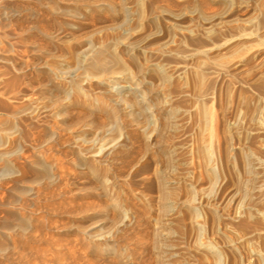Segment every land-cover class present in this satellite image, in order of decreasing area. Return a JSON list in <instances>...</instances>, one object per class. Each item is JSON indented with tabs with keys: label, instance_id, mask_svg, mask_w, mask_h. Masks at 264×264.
Here are the masks:
<instances>
[{
	"label": "rangeland",
	"instance_id": "rangeland-1",
	"mask_svg": "<svg viewBox=\"0 0 264 264\" xmlns=\"http://www.w3.org/2000/svg\"><path fill=\"white\" fill-rule=\"evenodd\" d=\"M2 1L10 0H0V2ZM209 3L212 5L210 6ZM208 5L210 8H208ZM222 8L219 3L216 4V2L209 1L204 7L205 12H208L207 14L209 15L219 12ZM210 9L211 11H209ZM214 10L216 11L214 12ZM211 12L212 14H210ZM228 12L220 21L218 17H213L214 19H211L210 22H204L199 19H195V22H187V24L193 26L197 25L195 28H199L197 30L201 33L207 27H212L210 29L212 31L211 35L201 40L200 44H195L197 48L193 45L195 51L193 48H191L193 51L190 49L191 45L186 44V47L184 44L187 50L184 48L183 54H177L183 61L176 57L177 59L174 58L166 62L169 67L172 64H179L183 67L176 85L184 91L182 94L185 95L176 106L178 109L176 117L178 118L179 116L178 119L181 121L179 122L176 119L178 122L176 121L175 129L177 127L178 129L177 131L174 129L167 132L172 140L167 138V143L165 141L164 143L168 145H161L163 148L168 147L166 149L170 157L169 160H171L168 163H166L167 160L165 159L166 150L164 151L163 148V150L161 148L158 150L159 147L151 146L153 142V139H151L153 137L152 132H145L142 128L139 129L135 123L127 120V116H123V120H126H124L125 122L123 121V124L128 121L129 126L127 125V129L128 132L132 133H127V129L124 127L126 135L130 136V138L127 136V139L132 142L131 144L130 142L128 143V140L126 142V162L124 156V159L123 157L121 159L118 158L119 161L122 160L124 162L120 161L121 165L118 159V163L114 160L112 164L115 165V169L112 164V166H107L105 162L102 163L106 166L105 169L107 168V171L108 167H110V171L107 172L105 170V174L108 175H105V178H107L109 188L106 187L104 189L98 184L95 185L96 183L86 180L87 172L80 171V169L77 171L78 168L74 164H70L72 155L68 146L62 143H69L73 137L72 134L67 133L70 129L68 130L61 125L58 119L53 118L56 121L53 122L51 120L52 117L43 119V116H40V118L38 117V122H34V125L36 124L35 128L34 125L33 127L31 125L28 126L30 128L27 127L29 133L25 131L26 136L20 137L23 139H20L21 144L24 143V145H21L23 149L19 153L20 158L18 156L17 160V158L13 157L12 160L21 163L23 160L20 159H22L24 154V156H30L37 152H42L48 161H52L53 158H55L53 161H56L57 158L58 165L57 162H54V171L56 169L55 172L57 174L61 171V175L56 181L57 183L60 182L61 185L60 183H56L57 186L54 183L53 186L52 184H49L50 186L32 184L33 192H36V195H31L33 197L31 198L30 196L28 199L29 195H26V193L23 194L16 190L15 195V190L12 191L13 193L8 192L10 188L14 187L10 177L0 178V200H2L0 201V208L3 210H0V214L3 212L0 215L2 216L0 217V224H2L3 219L8 220L9 215L5 214L7 208L17 212L21 211L18 212L19 217H31L30 221L32 224H30L32 226L31 229H29L30 227L28 228L30 231L25 230V232L14 229L15 227H12V225L9 229H12L13 232L2 227L3 230H0V236L6 229V232H9L7 235L0 237V243L3 237L5 241L2 239V242H4L1 243L2 246L9 248L5 250V256L0 253L1 264H264V168H262L264 167V0H232V5ZM62 17L61 15L53 16L58 22L61 20L63 32L66 34L67 29L62 23L66 17ZM13 20L10 19V23L14 24L15 22L18 25ZM9 21H3L0 24V38L3 39H0V55L2 57H8V54L11 55L9 60L0 59V85L2 80L8 79L7 77L10 78L12 74L14 76L19 75V73L14 74L16 71L19 72L16 67V62H19L18 59L32 66V63L29 62H33L32 58L35 56L34 51L28 48L29 44H26V40L22 41L25 33L15 24L10 25ZM89 23V21L85 23L78 33L82 34L88 31L91 24ZM61 34L64 37V34L60 32ZM63 37L60 36L62 38L60 39L58 35V40L55 39L58 47L57 50H54V56H59L58 52L59 54L61 53L62 43H66L65 39H69L66 36L63 39ZM17 40H20L21 44ZM4 41L8 42L5 43ZM203 43L205 44L202 45ZM11 44H14L12 49L10 48ZM173 45L175 44L173 43ZM3 47L10 48V50ZM1 49H4V51L2 50L3 53ZM20 51L25 55L22 56ZM16 53L19 56L21 54L23 58H19ZM12 54H14L13 58ZM52 57H47V62L54 60L55 57L53 59ZM13 59H16V61ZM28 59L31 60L29 61ZM57 59L60 58L56 57L55 60ZM12 61L15 62V67ZM10 67H12V71H10ZM13 68H15L14 72ZM29 69L23 73V75L27 72L28 74L22 76L26 83L32 76L29 74L34 73V71H31L32 69ZM196 74L198 75L196 76ZM25 77H28V79ZM21 79L19 82L21 81L20 84L22 86ZM3 87L2 83L0 86V94L2 93L0 95L2 96V99L0 97V117L6 113L9 105L13 104L11 102H14V100L10 101L9 99L6 102V94L3 95L4 92L1 90ZM34 91H37L36 87L32 91V95ZM11 95L12 93H9V97ZM37 95H39L38 91L34 94V98L35 96L38 97ZM41 96L40 94V97H38L40 99V101L38 100V103L40 102L39 105L48 101L47 97H45L46 95ZM257 96L261 105L259 106L256 119L249 122L248 114L251 113L254 99ZM42 98H45V101ZM19 100L21 101V99H18L16 102ZM4 103L9 105H3ZM4 107H7L6 110ZM41 120L49 122L47 124L50 129L57 131V136L49 143H43L40 148L38 147V150L37 145H41L42 138L40 137L43 136ZM39 121L41 122L39 123ZM37 124L40 128L39 126L37 127ZM57 127H62L60 131L64 132L60 133ZM38 128L42 133L40 135ZM30 129L33 130L30 131ZM245 130H248L250 135L247 138L248 140L244 142L242 135ZM146 133L150 136L146 137ZM30 137L34 140L30 139L28 141ZM165 137L168 136L165 135ZM26 139L28 140L26 141ZM56 139L57 145L54 143ZM49 144L57 146V149ZM32 147L34 152L31 149ZM42 147H44L45 152L47 150L50 154L53 151L55 153L52 152L54 156L51 154L53 156L51 157L48 153L46 157L45 154L47 152L44 153ZM60 149L61 151H59ZM65 149L67 150L66 152ZM247 150L251 156L261 161L262 166L260 164V167L257 166V169L255 168L256 182L249 183L250 187L246 185L242 188L240 187L242 186L241 183L245 182L248 177L243 160V154ZM57 153L63 154L58 155ZM65 155L71 156L66 158ZM68 161L70 162L68 163ZM165 163L169 165L167 166ZM16 165L19 164L16 163ZM118 165L120 169L117 168ZM21 167L22 164H20V167L18 166L20 171L17 178L19 177L26 181L22 184L18 183V188H26L30 183H27L30 179V171L22 167L23 171ZM58 167L60 170L57 169ZM115 170L118 179L115 175L116 173H114ZM159 174H162L164 178L166 177V190L170 186L167 192L169 191V197L172 198L169 199L170 203L168 201L169 204L167 206L163 205L160 199V189L158 182L156 183L158 180L156 177ZM75 176H78V178H75ZM111 177L115 179L116 184H118L117 187ZM71 179L74 180L72 181ZM80 181L85 183L83 182V184ZM88 181L90 183H87ZM70 182L72 183L71 185ZM80 183L84 186L80 185ZM109 183H113L110 184L111 187ZM76 185L82 187L79 189ZM7 186L8 190H5ZM47 187H50L49 190ZM107 189L109 190L107 191ZM112 189L113 191H111ZM247 189H249V192H247ZM91 190L94 191L92 192ZM105 190L106 192H104ZM5 191L10 195L12 194L10 201L12 200L13 205L9 204L8 206L4 202L8 201L10 197L6 195ZM110 193L114 199L110 197ZM26 196L28 200H31L29 201L30 203L32 202L31 204L28 200L25 202ZM105 196L106 198L109 197L108 200L104 198ZM119 207L120 209H118ZM26 209L27 212L25 211ZM103 209L107 215H104V212H99L103 211ZM75 210H77V213ZM92 213L93 215H91ZM116 226H119V228ZM87 229L89 230L86 232ZM24 233L27 235L25 234L24 236ZM15 235L16 237H14ZM90 236L92 239L89 238ZM99 236L102 237L100 238ZM113 238L116 239L114 240ZM90 241L91 243H89ZM93 243L97 246L92 245ZM108 243L114 244L107 245ZM13 245L14 247L17 245L15 250H13ZM7 252H10V255ZM119 259L122 261L120 262Z\"/></svg>",
	"mask_w": 264,
	"mask_h": 264
},
{
	"label": "bare ground",
	"instance_id": "bare-ground-1",
	"mask_svg": "<svg viewBox=\"0 0 264 264\" xmlns=\"http://www.w3.org/2000/svg\"><path fill=\"white\" fill-rule=\"evenodd\" d=\"M13 1L10 0V1L0 2V24H2L3 21H6V20L9 21L10 19L12 20L14 19L18 24L16 25V23L14 22L15 26L20 27L22 32L25 33V35L22 37V41L26 40L25 41L26 44L27 45L29 44L28 48L34 51L33 53L35 56L34 58H32L33 62L30 61L31 59L30 60L28 59L30 61L29 63H32V66L18 59L19 62H16L17 63L16 67H17V70H19V72L18 71L14 72L15 68H13V72L14 74L19 73V75L14 76L11 73L12 76H10L11 75L10 74L9 75L10 78L7 77L8 79H4V81L2 80L3 82L1 81V85L3 83V86H4L1 90H3L4 92L3 95L6 94V102H8L7 101L8 99L10 101L14 100V102L13 101L11 102L14 105L13 104L9 105L8 103H6L9 105V107L8 108L4 107V108L5 110L6 108L8 110L6 111L4 115L2 114L3 115L2 117H0V178L10 177V179H12V182L8 180L7 181L11 182L12 186L14 187L12 186H11L12 188L9 187L10 191L8 192H12L13 190H15L14 191L15 195H16V190L23 194L26 193V195H29L28 199L31 195H36L35 194L36 192H33L34 190H33L32 184H36V185L39 184V186L41 184H46L45 186L47 185L50 186L49 184H52L53 186V183H54V185L57 186V184L60 183V182L57 183L56 181H58L59 175H61L60 173L61 171L59 172L60 174L59 173L57 174L55 172L56 169L54 171V162L58 161L57 158H56V161H53L55 160V158L53 159L50 158L52 159L53 161L52 162L51 160L48 161L43 156L44 154L42 152H37L33 154L30 153L32 154L30 156H24L25 154L23 152L24 155L22 154L23 157L22 159H20V160H23L22 162L20 161L21 163H18L17 161L15 162L14 160H12L13 157L17 158L19 156L20 151L23 149L21 145L22 144L24 145V143L21 144L20 137L26 136L25 131H27L26 133H29L27 130V127L30 125L33 127L34 122L35 123L38 122V117L40 118V116H43V119L47 117L49 118L52 117L51 120H53V122H56L54 121L53 118L58 119V122H60L61 125H63L66 129L71 130V132H69L70 131L69 130L67 133L72 134V137H73L72 141L69 142L67 139L69 143L67 144L62 143L63 145L68 146L70 154L72 155L71 159L73 163L71 162L70 164L71 165L74 164L78 168L77 171L80 169V171L83 170L84 172H87L88 176H86L85 179L89 180L90 182H94V184L96 183L95 185L98 184L100 187L104 189H106V187L109 188V186L107 184V180H106L107 178H105L106 176H108L105 174V170L107 171V168L105 169L106 166L103 165L102 163L105 162L107 166H112L113 165L112 163H114V160H116V163H118L117 162L118 158L121 159L123 156L124 157L126 156L125 155L127 151L126 142L127 140H128V143L130 142V144L132 142L130 139H127L128 137L130 138V136L126 135V132L129 134L131 133L130 131L128 132V129H127V125L129 126V122H128L129 120L131 123L132 122L135 123V125L139 127V129L142 128L145 132L147 131L152 132L153 137H151V139H153V142L151 140L152 142L151 146L155 145L156 147H159L158 150L160 148L162 149L163 147H161V145L165 144L164 141L166 142L170 138L169 137L170 134L167 132L174 130L176 123L179 121L178 119L179 116L178 118L176 117V113H178L177 112L178 109L176 106L178 105L181 98H184L185 96L182 94L184 91L182 89H179L178 86L176 85L177 79L181 75L180 73L183 67L179 64L178 65L172 64L171 67H169L168 65H166V62H169L170 60L176 57L179 58L177 54L184 52V50L186 49L185 48L186 44H189L192 46L190 47V49L191 48L194 49V47L199 42H201V40H204L211 35L212 31L210 29L212 27L211 28L207 27L205 31L201 33L200 31L197 30L199 28L197 29L195 28V26L197 27V25L193 26V25L187 24V22L189 23L195 22V19H199L204 22H210L211 19H214L215 17H218L220 21V19L225 14H227L228 10L230 9L232 5V0H207V1L206 0H17L14 2ZM208 1L216 2V4L219 3L221 7L223 8L219 10V12L214 13L213 15H209L207 14L208 12L206 13L204 9ZM210 6L208 8H210ZM209 11H211V9ZM215 11L216 10H214V12ZM210 14H212V12ZM54 15L55 16L61 15V17L62 16L66 17V19L62 22L63 25H65V28L67 29L66 34H64L63 32L64 30L62 29V24L60 22L61 20L59 22L57 21V19L55 20L53 18ZM88 21L91 23V24L89 23L90 29L88 28L89 27L88 26L87 27V29H89L88 31L82 34L78 33L82 29L84 24L87 23ZM10 22L11 21H9V23ZM14 24L10 23V25H14ZM201 26L203 25L201 24ZM60 32L64 34V37L65 36L66 38L69 37V39L68 38H67L68 40L65 39L66 43L64 42L62 43L63 46H61V50L59 49L61 53L59 54L58 52L59 56H54V50L55 49L57 50V47H58L55 41L58 40L57 38L58 35H59V38L60 36L63 37L62 34L60 35ZM10 39H13V38H10ZM4 42L7 43L8 41H4ZM173 43L175 45H173ZM19 44H21V41L19 42ZM204 44L205 43H203L202 45ZM2 45H3V42H2ZM4 45H7V44H4ZM11 45L12 46L10 48L12 49L14 44H11ZM3 48L10 50V48H5V47ZM4 49H1V51L2 50L4 51ZM20 53L22 52L20 51ZM13 55L14 54H12V58H13ZM16 55L19 56V54L17 53ZM23 55L25 54L22 53V56ZM184 55L186 56V54ZM10 56L11 55L9 54H8V57H5V56L2 57V55H0V59L9 60ZM20 56L19 58L22 59L23 57L22 56L20 57ZM51 56L55 57L54 60L47 62V57L49 58ZM56 57L60 59L55 60ZM179 59L180 61H183L181 57ZM14 61H16V59ZM14 61H12V63ZM177 63H182V62H177ZM14 67H15V62H14ZM10 68H11L10 71H12V67ZM29 68L32 69L31 71H34V73L32 72L34 76L32 73L29 74L32 76L26 83L22 76H25V74L26 75L28 74L27 72L23 75V73ZM197 75L198 74H196V76ZM28 77H25V78L28 79ZM20 79L22 80V83H23L22 86L20 84L21 81L19 82ZM35 87L37 88V91L39 92V95L37 96L40 97V94L42 95L41 97L46 95L45 97H47L48 101H45V98H42L43 101L45 102H42V104L39 105L40 102L38 103V100L40 101V99H38V97L36 96L34 98V94L37 91L36 92L34 91L35 93L33 92V95H32V91L34 90ZM9 93H12L11 97H9ZM0 95H2V93ZM0 97L2 99V96ZM18 99H21V101L19 100L20 102L18 101L19 103L16 102ZM6 104L4 103L3 105H6ZM260 105L261 104L259 103V98L257 96L254 99L253 108L251 110V113L249 112L250 114H248L249 122L254 121L256 119ZM123 116H127L129 118V119L127 118L128 124L126 122L125 123L126 125L123 124L126 121L125 119H124L125 121L123 120L124 118ZM97 119L98 120L100 119L101 121L99 120L98 122ZM176 119H178V121ZM41 121H39V123L41 122L40 124L42 127L41 128L42 131L39 129L40 128V126L38 125L39 123L37 124V127L39 126L38 131L40 130L43 133V136L41 135L42 137H40L42 138L41 140L42 143L41 145L39 144L37 145L36 143H33L34 145H37V148L38 147L40 148V146H42L43 143H47V142L49 143L51 140L55 139V137L57 136V131L55 129H50L49 125L47 124L49 122H45L44 120H41ZM55 124L57 125V123ZM35 125H34V128H35ZM178 126L180 125L178 124ZM124 127L125 129H127L126 132H125ZM57 128L60 131V128L59 127ZM177 129L175 130L177 131ZM31 130L33 129H30V131ZM35 132H33V134H35ZM41 132L39 133V135L42 134ZM61 132L62 131H60V133ZM141 133L143 132L141 131ZM165 135L168 137H165ZM249 135H250L249 131L245 130L242 135V140L244 142L245 140H248L247 138L249 137ZM149 136L150 135L148 134L146 137H149ZM28 137H25V138H28ZM30 139L32 140L33 138L30 137L29 140L26 139V141L27 140L30 141ZM57 139H59V137H57ZM57 139L55 140L54 143H56ZM170 140H172V138H170ZM168 142L170 143V141ZM51 144L53 143L51 142ZM130 146L132 147V145ZM33 147L31 148L32 150H33ZM43 148L44 147H42V150H44ZM166 148L168 149V147ZM166 148L164 147L163 149L164 151L166 150L165 159L167 160V162L166 161L165 162L168 163L171 160H169L170 157H169V154ZM55 149H57V146H55ZM61 149L59 151H61ZM50 150H54V149H50ZM66 151L67 150L65 149V152ZM46 152L44 150V153L47 154V155L45 154V156L47 157L49 152L47 150ZM52 152L53 151H51V154ZM51 154L49 153L50 156ZM62 154L60 153L58 155H62ZM71 155H69V157ZM243 155H244L243 156L244 168H245V172L248 174L247 175L248 177L246 178L245 182L242 181L243 182L241 183L242 186H240L242 188L246 185L248 187L249 183L252 184V182H256L255 180L257 176H256L255 168L257 166L260 167V164H261V161L251 156V154L248 153V150ZM67 157L68 156H66V158ZM18 158H20V156ZM126 160L127 158L125 159V162ZM69 162L70 161H68V163ZM16 163L19 165H16ZM20 164H22V167L25 170L30 171V177H29L30 179L29 181H27V183L28 182L30 183L26 186V188H23V187L18 188L19 187L18 183L22 184L23 182L26 181V180L23 181L19 177L17 178V175L20 171V169H18V166L20 167ZM57 165H58V162H57ZM120 165H121V162H120ZM114 166L115 165H113V168ZM22 167L21 169H23ZM119 167L120 166L118 165L117 168ZM109 168L110 167H108V171H110ZM121 168L123 167L121 166ZM57 169L60 170L59 167ZM114 173H116V170L114 171ZM115 175L117 176V173ZM76 177L78 178V176H75V178ZM112 177H115V176H112ZM112 177L111 179L115 181V179H113ZM156 178L158 179L156 183L158 182V186L160 189L159 195H160V199L162 200L161 201L159 199V201H161L163 205L167 206V204L170 203L169 199L172 198V197L171 198L169 197V191L167 192L170 186H168L169 188L166 190V187H167L166 179H165L166 177L164 178L162 174H159ZM117 179H118V176H117ZM71 180L73 181L74 179H71ZM89 181L87 183H90ZM71 182H70V185L73 183ZM113 183H109V185ZM115 184H116V181H115ZM80 185L82 184L80 183ZM80 185L77 186V188L80 189V187L84 186V185L82 186ZM117 185L118 184H116V187ZM85 186H88V185H85ZM240 187L238 186V188ZM6 188L5 190H8V186ZM108 190L109 189H107V191ZM248 190L249 189H247V192H249ZM111 191H113V189ZM5 192L7 193V194L5 193L6 195L10 196L8 201H4L6 205L9 206V204L13 203L11 202L12 200L10 201L12 194L11 195L8 194L7 191ZM104 192H106V190ZM99 193H102V192H99ZM111 193H110L111 195L110 197L114 199ZM17 194L20 195V193L18 192ZM23 196L24 195H22V197ZM32 197L33 196H31V198ZM104 198H106V196ZM108 198L106 199L108 200ZM28 199L26 196L25 202H27ZM29 201L31 200H28V202ZM119 206L121 207L120 204ZM120 207L118 209H120ZM0 210L2 209L0 208ZM6 210L7 212L5 211L6 212L5 214L9 215L8 220L6 221V219H3L2 224H0L1 226L0 230H3L2 227L9 229L11 228V225L12 227H15L14 229H17L20 232H25V230H28L29 227H30L29 229H31L32 227L30 226L31 217L30 218L26 216L19 217L18 212H21V211L17 212L15 210H11V208H7ZM25 211L27 212V209ZM75 212L77 213V210H75ZM99 212L103 213L104 209L103 211H99ZM2 213L3 212H1V214ZM91 215H93V213ZM104 215H107V214H105L104 212ZM117 225H119V223H117ZM119 226H116V227L119 228ZM6 230L2 232L3 235L1 234V236L7 235L9 231L6 232ZM9 230H12V229H9ZM88 230L89 229H87L86 232ZM26 233H24V236ZM112 236H114V234H112ZM14 237H16V235ZM14 237L12 236V238ZM89 238H91V236ZM2 239L3 237L1 238V243H4L2 242ZM113 239L112 241H114L116 238L114 240ZM14 240H17V239H14ZM1 243H0V253L1 255H3L5 250H7L9 247L6 248L2 246ZM89 243H91V241ZM109 244L110 243H108L107 245ZM113 244H110V245H113ZM92 245H95V244L93 243ZM107 245L105 244V246ZM12 247H14V245ZM15 247L13 250H15ZM7 254L10 255V252H7ZM119 260L120 262L122 261L121 259Z\"/></svg>",
	"mask_w": 264,
	"mask_h": 264
}]
</instances>
